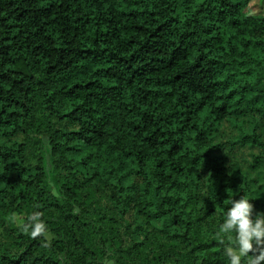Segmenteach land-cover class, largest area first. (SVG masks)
<instances>
[{
  "label": "trees",
  "instance_id": "obj_1",
  "mask_svg": "<svg viewBox=\"0 0 264 264\" xmlns=\"http://www.w3.org/2000/svg\"><path fill=\"white\" fill-rule=\"evenodd\" d=\"M252 1L0 0V264H228L229 201L264 212Z\"/></svg>",
  "mask_w": 264,
  "mask_h": 264
},
{
  "label": "clouds",
  "instance_id": "obj_2",
  "mask_svg": "<svg viewBox=\"0 0 264 264\" xmlns=\"http://www.w3.org/2000/svg\"><path fill=\"white\" fill-rule=\"evenodd\" d=\"M41 211H34L26 219L12 213L9 219L32 238L47 231ZM215 239L223 245L228 264H264V212L253 213L251 199L241 195L232 198L223 214Z\"/></svg>",
  "mask_w": 264,
  "mask_h": 264
},
{
  "label": "rangeland",
  "instance_id": "obj_3",
  "mask_svg": "<svg viewBox=\"0 0 264 264\" xmlns=\"http://www.w3.org/2000/svg\"><path fill=\"white\" fill-rule=\"evenodd\" d=\"M250 11L264 14V0H253L251 2ZM1 234V229H0Z\"/></svg>",
  "mask_w": 264,
  "mask_h": 264
}]
</instances>
